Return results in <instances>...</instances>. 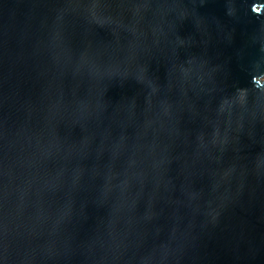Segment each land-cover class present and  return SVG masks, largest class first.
<instances>
[{
  "label": "water",
  "instance_id": "obj_1",
  "mask_svg": "<svg viewBox=\"0 0 264 264\" xmlns=\"http://www.w3.org/2000/svg\"><path fill=\"white\" fill-rule=\"evenodd\" d=\"M0 264H264V0H0Z\"/></svg>",
  "mask_w": 264,
  "mask_h": 264
}]
</instances>
